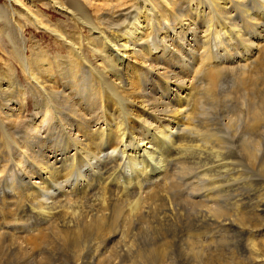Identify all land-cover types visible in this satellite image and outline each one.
<instances>
[{"label": "bare ground", "instance_id": "1", "mask_svg": "<svg viewBox=\"0 0 264 264\" xmlns=\"http://www.w3.org/2000/svg\"><path fill=\"white\" fill-rule=\"evenodd\" d=\"M263 26L264 0H0V264H264Z\"/></svg>", "mask_w": 264, "mask_h": 264}, {"label": "rangeland", "instance_id": "2", "mask_svg": "<svg viewBox=\"0 0 264 264\" xmlns=\"http://www.w3.org/2000/svg\"><path fill=\"white\" fill-rule=\"evenodd\" d=\"M53 20H57V18L55 17ZM263 29H264V26H263ZM43 41H44V42H43L44 45H46V44L48 43V42H46V39H44ZM236 109H237V107H236ZM247 244H249V242H247ZM250 245H251V244H250ZM237 250H238V251H237ZM237 250H236V252H238L237 254H235V252H233V254H235V255H233L232 253L229 252V254H227L228 257H227V255H225V256H221V258H223V259L225 258V259H228V260H230V261L234 260L235 262H237V261H239V258H241L242 256H245L244 258H243V257L241 258L243 262H245V261H246V262L249 261V258H250V259L252 258L253 260H255L254 257H252V256H254V255L251 256V254H250L248 251H247L248 253L246 252L245 254H242L241 256H239V255L241 254V251L243 250V248H242V249L240 248V249H237ZM253 250H254V248H253ZM253 250H252V251H253ZM252 251H251V252H252ZM238 254H239V255H238ZM229 255H230V256H229ZM233 257H234V258H233ZM247 257H248V258H247ZM231 258H232V259H231ZM245 258H246V259H245ZM225 259H224V260H225ZM252 259H251V260H252ZM244 260H245V261H244Z\"/></svg>", "mask_w": 264, "mask_h": 264}]
</instances>
